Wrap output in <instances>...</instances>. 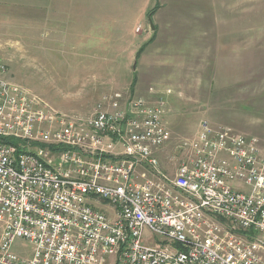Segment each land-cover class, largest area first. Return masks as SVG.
Masks as SVG:
<instances>
[{
	"label": "built area",
	"instance_id": "2783aa9c",
	"mask_svg": "<svg viewBox=\"0 0 264 264\" xmlns=\"http://www.w3.org/2000/svg\"><path fill=\"white\" fill-rule=\"evenodd\" d=\"M163 117L120 95L66 116L0 63V264H264V149L203 122L161 165Z\"/></svg>",
	"mask_w": 264,
	"mask_h": 264
},
{
	"label": "rangeland",
	"instance_id": "374dc122",
	"mask_svg": "<svg viewBox=\"0 0 264 264\" xmlns=\"http://www.w3.org/2000/svg\"><path fill=\"white\" fill-rule=\"evenodd\" d=\"M0 63L66 116L116 95L161 103V165H178L203 122L264 149V0H0Z\"/></svg>",
	"mask_w": 264,
	"mask_h": 264
},
{
	"label": "water",
	"instance_id": "95a60500",
	"mask_svg": "<svg viewBox=\"0 0 264 264\" xmlns=\"http://www.w3.org/2000/svg\"><path fill=\"white\" fill-rule=\"evenodd\" d=\"M151 30H154L150 17L148 18Z\"/></svg>",
	"mask_w": 264,
	"mask_h": 264
}]
</instances>
